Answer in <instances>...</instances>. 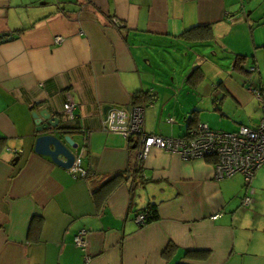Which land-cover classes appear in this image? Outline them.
I'll return each mask as SVG.
<instances>
[{
  "label": "crops",
  "instance_id": "obj_1",
  "mask_svg": "<svg viewBox=\"0 0 264 264\" xmlns=\"http://www.w3.org/2000/svg\"><path fill=\"white\" fill-rule=\"evenodd\" d=\"M220 53L232 72L246 57L264 88V0H0V264H264V168L246 185L216 179L212 160L151 149L138 161L104 130L132 102L148 135L182 137L188 119L213 130L217 116L256 128L246 82L208 76ZM42 114L60 120L67 148L65 137L85 142V179L34 153L51 129L37 131ZM126 171L98 203V187ZM146 210L157 218L138 226Z\"/></svg>",
  "mask_w": 264,
  "mask_h": 264
},
{
  "label": "built area",
  "instance_id": "obj_2",
  "mask_svg": "<svg viewBox=\"0 0 264 264\" xmlns=\"http://www.w3.org/2000/svg\"><path fill=\"white\" fill-rule=\"evenodd\" d=\"M115 21V20H114ZM117 23V22H114ZM60 39L57 38L56 41ZM255 71L250 67L247 71L251 74ZM249 92L254 97L261 110V117L256 128L251 129L241 126L236 132L224 133L211 130L206 124H193L192 119L186 123L187 131L182 137H160L148 135L143 131V110L138 106H130L126 110H114L105 119L104 130L123 137L127 142L136 147L137 160L147 157L151 149H157L177 156L183 161L212 160L215 178H229L240 174L248 185L255 173L264 168V88H250ZM73 102L68 97L63 105L65 117L71 116ZM116 113L117 122L120 125H112V119ZM88 134H85L86 141ZM85 142L77 149L74 162L67 171L74 179H85L87 172L82 168V159L85 155ZM252 193V191L250 192ZM250 198L243 200V205H249ZM148 214L146 211L139 213L135 222L138 226L146 224ZM217 216H213L215 219ZM87 232L80 230L74 237L76 247L85 250Z\"/></svg>",
  "mask_w": 264,
  "mask_h": 264
},
{
  "label": "water",
  "instance_id": "obj_3",
  "mask_svg": "<svg viewBox=\"0 0 264 264\" xmlns=\"http://www.w3.org/2000/svg\"><path fill=\"white\" fill-rule=\"evenodd\" d=\"M42 116L47 120V124L39 126L37 128V131L42 132L47 130L49 127L51 128L50 133L38 136L35 139L33 144V151L37 155L49 158L53 164L68 171L74 162V151L77 149V145L73 144L69 137H65L64 141L69 146V148H67L60 139L53 135L58 127L60 120L58 118L49 119V116L46 114H42ZM112 125L125 126L126 124H118L117 116L115 113L112 119Z\"/></svg>",
  "mask_w": 264,
  "mask_h": 264
},
{
  "label": "rangeland",
  "instance_id": "obj_4",
  "mask_svg": "<svg viewBox=\"0 0 264 264\" xmlns=\"http://www.w3.org/2000/svg\"><path fill=\"white\" fill-rule=\"evenodd\" d=\"M221 59L219 60V64L220 65H214V66H210L208 67V76L209 78L211 76H214L215 74L219 75V74H222V76H230V77H236V78H239L240 81H245L246 82V89H250V88H256V87H261V83H260V74L261 72H259V70H257L256 72H253L251 74H236L234 72L231 71V62L229 61V57L225 54H222L220 53L218 55ZM207 57H209V54H207ZM262 56H260V66L262 68V74H264V59L261 58ZM182 60V59H181ZM179 60V62L181 61ZM222 64V65H221ZM246 66V70L248 71V69L250 67H253L251 65V62H249L248 64L245 65ZM181 68V67H180ZM207 69V68H206ZM176 76H179V72L177 71L176 72ZM219 78H220V75H219ZM219 83V82H217ZM255 106H256V110L253 111H249L247 113V116L246 117H249V118H252V119H258L260 116H261V110L255 100ZM239 115V114H238ZM245 117V119H246ZM216 123L215 125H212L210 126L214 131H220V132H224V133H232V132H236V125L235 124H232V123H226L225 121H222V123L220 124V116L218 117H214L213 118ZM235 121V120H234Z\"/></svg>",
  "mask_w": 264,
  "mask_h": 264
},
{
  "label": "trees",
  "instance_id": "obj_5",
  "mask_svg": "<svg viewBox=\"0 0 264 264\" xmlns=\"http://www.w3.org/2000/svg\"><path fill=\"white\" fill-rule=\"evenodd\" d=\"M247 58L244 56H235L232 69L236 74H245L247 73V70L245 69L244 65L246 64ZM195 74V73H194ZM248 74V73H247ZM136 103L132 102V106H134ZM192 123L195 124V120L192 119ZM129 171H126L125 173H117L108 179H106L97 189L96 192H94L95 200L99 202H104L106 198L115 191L118 187H120L122 184H124L129 179ZM88 176V175H87ZM86 176V177H87ZM148 214L147 223L156 220V212L154 210H146ZM206 254H204L201 258H205Z\"/></svg>",
  "mask_w": 264,
  "mask_h": 264
}]
</instances>
